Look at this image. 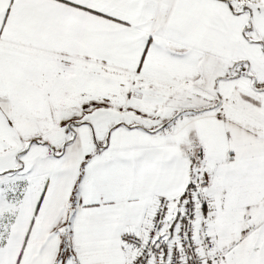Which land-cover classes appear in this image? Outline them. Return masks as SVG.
Returning <instances> with one entry per match:
<instances>
[{"label": "snow or ice", "instance_id": "snow-or-ice-1", "mask_svg": "<svg viewBox=\"0 0 264 264\" xmlns=\"http://www.w3.org/2000/svg\"><path fill=\"white\" fill-rule=\"evenodd\" d=\"M0 264H264V0H0Z\"/></svg>", "mask_w": 264, "mask_h": 264}]
</instances>
